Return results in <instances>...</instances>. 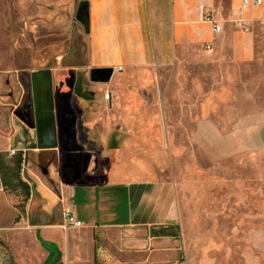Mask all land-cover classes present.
Instances as JSON below:
<instances>
[{
	"label": "crops",
	"instance_id": "crops-1",
	"mask_svg": "<svg viewBox=\"0 0 264 264\" xmlns=\"http://www.w3.org/2000/svg\"><path fill=\"white\" fill-rule=\"evenodd\" d=\"M243 1L76 0L77 58L39 57L7 92L0 75V152L23 153L31 188L20 217L0 182V219L10 213L0 243L15 264H47L44 243L60 264H190L178 190L161 170L168 130L193 121L168 114L197 110L195 83L215 68L254 60L264 0ZM97 70L112 72L108 82L94 81ZM65 212L82 226H66Z\"/></svg>",
	"mask_w": 264,
	"mask_h": 264
},
{
	"label": "rangeland",
	"instance_id": "rangeland-1",
	"mask_svg": "<svg viewBox=\"0 0 264 264\" xmlns=\"http://www.w3.org/2000/svg\"><path fill=\"white\" fill-rule=\"evenodd\" d=\"M75 5L76 0L0 2L6 17L2 91L10 90L12 77L41 66L39 57H78ZM256 41L249 63L225 72L215 68L204 81L198 75L197 110L184 105L168 114V122L193 121L191 128L168 130L176 139L161 170L178 190L190 264H264V31ZM4 192L23 217L16 208L20 200ZM9 222L4 211L0 224Z\"/></svg>",
	"mask_w": 264,
	"mask_h": 264
},
{
	"label": "trees",
	"instance_id": "trees-1",
	"mask_svg": "<svg viewBox=\"0 0 264 264\" xmlns=\"http://www.w3.org/2000/svg\"><path fill=\"white\" fill-rule=\"evenodd\" d=\"M24 155L16 151L0 152V182L4 191L14 194L20 200L16 208L25 215L26 207L31 197V188L28 182L22 177ZM46 249L50 251V258L47 264L57 262L60 253L56 246L44 243ZM0 264H15L11 252L0 243Z\"/></svg>",
	"mask_w": 264,
	"mask_h": 264
},
{
	"label": "built area",
	"instance_id": "built-area-1",
	"mask_svg": "<svg viewBox=\"0 0 264 264\" xmlns=\"http://www.w3.org/2000/svg\"><path fill=\"white\" fill-rule=\"evenodd\" d=\"M247 2L248 0H244L243 1V6L245 7L247 5ZM251 3L254 5V6H258L261 4V1L260 0H251ZM204 20L208 23H212L214 25V30L216 32H219L221 30V27H219L215 21H213L212 17L210 14H206L205 17H204ZM106 98L108 99L109 98V95L107 94L106 95ZM12 154H14V152H12ZM63 219H64V224L66 226H72V227H81L82 226V223L80 221H78V219L76 218V216L71 213V212H65L64 215H63Z\"/></svg>",
	"mask_w": 264,
	"mask_h": 264
},
{
	"label": "water",
	"instance_id": "water-1",
	"mask_svg": "<svg viewBox=\"0 0 264 264\" xmlns=\"http://www.w3.org/2000/svg\"><path fill=\"white\" fill-rule=\"evenodd\" d=\"M111 73L112 72L110 70H97L92 74L94 76V81L108 82Z\"/></svg>",
	"mask_w": 264,
	"mask_h": 264
}]
</instances>
